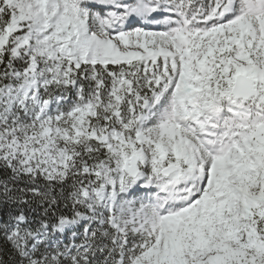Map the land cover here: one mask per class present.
<instances>
[{
  "label": "snow or ice",
  "instance_id": "1",
  "mask_svg": "<svg viewBox=\"0 0 264 264\" xmlns=\"http://www.w3.org/2000/svg\"><path fill=\"white\" fill-rule=\"evenodd\" d=\"M0 264H264V0H0Z\"/></svg>",
  "mask_w": 264,
  "mask_h": 264
}]
</instances>
